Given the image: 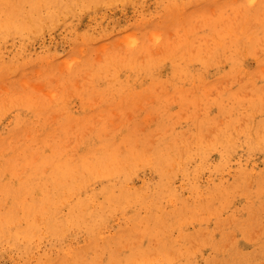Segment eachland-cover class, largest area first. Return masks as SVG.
Listing matches in <instances>:
<instances>
[{
	"label": "rangeland",
	"instance_id": "rangeland-1",
	"mask_svg": "<svg viewBox=\"0 0 264 264\" xmlns=\"http://www.w3.org/2000/svg\"><path fill=\"white\" fill-rule=\"evenodd\" d=\"M58 15L0 40V211L12 201L3 186L33 180L22 202L59 220L55 239L41 224L26 242L29 218L0 216V264H67L74 249L100 264H136L135 249L144 264H264V0H118ZM105 149L127 173L86 174ZM55 164L81 178L63 201L102 205L92 229L71 225L61 198L43 202ZM118 180L148 195L161 181L163 197L113 208L102 190ZM133 214L166 218L145 234L129 230Z\"/></svg>",
	"mask_w": 264,
	"mask_h": 264
},
{
	"label": "bare ground",
	"instance_id": "bare-ground-1",
	"mask_svg": "<svg viewBox=\"0 0 264 264\" xmlns=\"http://www.w3.org/2000/svg\"><path fill=\"white\" fill-rule=\"evenodd\" d=\"M116 1L118 0H0V40H3L8 36L22 35V32L30 28V24L39 25L45 21L52 24L59 20L58 13L60 10L66 11L71 15H76L92 10L99 4L107 5ZM119 156H123V160L118 158L120 161H125L126 157H129L126 153ZM115 157L116 155L112 152V150L105 149L98 155V158L94 156L92 161H90L85 167L86 174L89 177H95L96 165L102 167V170L109 173H127L129 166L127 164H120ZM77 180L80 182L79 184H81V178H77V172L72 170V168L68 165L63 166L61 164H55L48 175L50 188H41L42 193L46 194L43 198V202H48V196H57L62 200V195L70 193L71 190L77 186ZM82 182H84L83 178ZM110 186L108 185L106 189L104 188L105 190L103 189L102 193L104 195V200L106 199L105 202L111 204L113 208L115 206L120 207L126 204H144L143 201L146 199H149L152 204L154 203V200L159 204V201L162 199L164 194L161 181L153 185L154 191L153 194L150 195L145 193L147 188L141 192H134V189H129L126 186V181L124 184L118 180L115 186H112V183ZM35 187L36 183L33 180L32 183L28 182L22 185L20 190L16 191L11 190L8 186L2 187L3 191L12 197V201L11 205L7 210H5V212L1 213L0 211V216H9L10 218L16 219L18 217H24L25 219L29 218L27 227L21 231V234L26 237V242H28L31 238L30 235H36L35 237H38L43 234H37L41 224L47 231L46 233L49 232L50 237L55 239L56 237L52 231L56 228L55 226L59 221L57 217H54V211H56L55 207L53 212H48L43 209V203L40 200L31 201L26 204L22 202V198L24 196L21 192L24 191L26 195H29ZM127 191L134 193L129 195ZM61 204L67 205V213L69 214V223H72L71 225L83 222L84 225L92 224L90 229H92L94 220L97 219L100 216L99 214L102 212V205H97V207L95 206L91 210L89 209V203L87 201L80 200L79 198L72 203L62 200ZM83 213L87 214V216L84 217L82 215ZM162 217L165 216L148 215L144 218H139L137 214H133L130 218L131 220L128 228L130 231L140 230L145 234H148L150 230L149 224L158 225ZM15 228H7L6 231H11L15 234ZM1 231L2 230L0 228V233ZM127 232L128 230L125 228L123 233ZM87 234L88 238L85 247L94 249L97 244L96 238L91 233ZM164 241V238H159L155 247L160 249L164 246V243L167 245L168 242L166 243ZM152 248H154V246ZM135 250L138 253L133 255L136 264H144L146 260L140 257L138 249ZM69 253V263L67 262V264H100L96 261V255L89 259L82 255V250L80 249H74L73 251H69ZM130 254H133V250L130 251ZM40 262V259L37 258L36 264H39Z\"/></svg>",
	"mask_w": 264,
	"mask_h": 264
}]
</instances>
